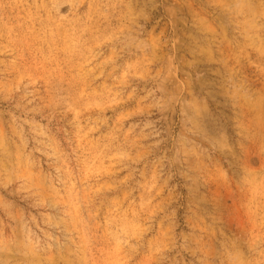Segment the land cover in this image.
I'll use <instances>...</instances> for the list:
<instances>
[{
	"label": "rangeland",
	"instance_id": "obj_1",
	"mask_svg": "<svg viewBox=\"0 0 264 264\" xmlns=\"http://www.w3.org/2000/svg\"><path fill=\"white\" fill-rule=\"evenodd\" d=\"M0 264H264V0H0Z\"/></svg>",
	"mask_w": 264,
	"mask_h": 264
}]
</instances>
